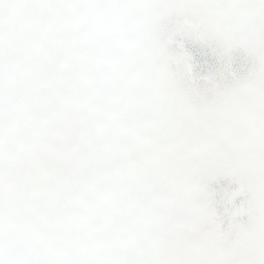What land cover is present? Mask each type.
<instances>
[{
  "label": "water",
  "instance_id": "obj_1",
  "mask_svg": "<svg viewBox=\"0 0 264 264\" xmlns=\"http://www.w3.org/2000/svg\"><path fill=\"white\" fill-rule=\"evenodd\" d=\"M0 264H264V0H0Z\"/></svg>",
  "mask_w": 264,
  "mask_h": 264
}]
</instances>
